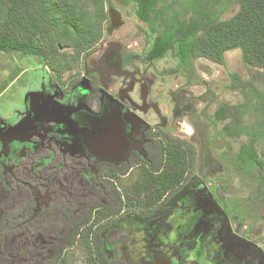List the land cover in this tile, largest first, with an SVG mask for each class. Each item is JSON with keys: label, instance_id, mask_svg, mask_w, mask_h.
<instances>
[{"label": "flooded vegetation", "instance_id": "obj_1", "mask_svg": "<svg viewBox=\"0 0 264 264\" xmlns=\"http://www.w3.org/2000/svg\"><path fill=\"white\" fill-rule=\"evenodd\" d=\"M118 1L147 51L102 34L0 115V221L39 238L65 227L60 240L88 229L107 264H264V70L232 102L191 83L189 41L239 0ZM167 53L175 67L156 69Z\"/></svg>", "mask_w": 264, "mask_h": 264}, {"label": "trees", "instance_id": "obj_2", "mask_svg": "<svg viewBox=\"0 0 264 264\" xmlns=\"http://www.w3.org/2000/svg\"><path fill=\"white\" fill-rule=\"evenodd\" d=\"M106 18L105 0H0V51L33 55L43 66L67 71L82 52L100 39ZM189 43L192 56L223 64L226 51L239 49L245 64L264 68V0H239L234 15L208 23ZM64 46L72 48V52L59 53ZM158 50L161 54L166 51ZM181 54L184 55L183 47ZM1 229L9 230V225L2 224ZM89 233L88 229L79 236L77 231L68 232V238L61 240L51 255L45 249L30 248L34 251L31 256L28 253L30 261L68 264L66 249L76 243L85 252L86 264H107L99 255V242ZM51 234L58 236L56 240L60 238L56 231ZM7 261L8 256L6 260L0 256V264H15Z\"/></svg>", "mask_w": 264, "mask_h": 264}, {"label": "rangeland", "instance_id": "obj_3", "mask_svg": "<svg viewBox=\"0 0 264 264\" xmlns=\"http://www.w3.org/2000/svg\"><path fill=\"white\" fill-rule=\"evenodd\" d=\"M109 2L114 6L120 5L118 0H105L106 9H108ZM238 5L237 3L232 4L222 14L221 19H227L234 15L238 9ZM118 7L119 11L123 12L125 16L122 26L115 29L111 35H107V32H104L106 29V21L102 24L103 36L107 38V43L121 42L124 44L126 42L127 44H135L137 42L138 47L142 48L143 52L147 51L148 46L145 45L144 34L137 29V26L140 24L136 21L133 14V5L127 4ZM137 50L139 51L138 48ZM61 52L70 54L72 48L64 46L63 49L59 50V53ZM85 54V52H82V57ZM141 55L143 56L142 52ZM173 56L174 54L167 53L163 59L154 61L153 65L156 69L175 67L177 61ZM80 64H82V60L79 63L70 65L67 71L58 72L48 65L43 66L40 64L38 57H34L33 55L0 51V115H7L12 108L20 107L22 105L23 94L28 90L45 87L48 81L53 79L51 77L55 74L61 75L69 71L73 72L77 67H80ZM193 66L197 75L195 78H191V83L201 84V88H196L195 93L210 90V98L213 97L212 93H215L218 98V103L222 100L232 102L237 95V98H240L245 85L250 82L252 76L259 77L258 74L264 70L261 67L256 68L245 64L239 49L226 51L224 53L223 64L199 57L193 61ZM171 79H173L172 82L176 81L173 76H170L160 81L157 85L167 90L171 86ZM235 84H238V88H236ZM218 103L214 102L213 105ZM6 208H8L7 210L10 208L8 198H0V219L4 218V210ZM3 222V220L0 221L1 224ZM256 226L259 227L257 223ZM261 227V234L264 236V225ZM64 229L65 227L63 230L59 229L57 231L59 236L65 234ZM25 230L26 228L23 230V228L14 227L13 230L9 228V230L2 229V232L0 231V256L2 260H6L8 256L9 261L15 264H35L36 262L33 259L30 261L31 253H34L30 248L45 249L46 253L51 255L56 247L60 246V242L63 241L60 240L58 243L59 239L56 240L58 236L53 239L51 234L54 233L53 230L42 231L40 238L36 235L30 236L29 231ZM27 247L29 248L28 250L23 249ZM66 253L68 254V264H86L85 252L76 243L73 247L67 248Z\"/></svg>", "mask_w": 264, "mask_h": 264}, {"label": "water", "instance_id": "obj_4", "mask_svg": "<svg viewBox=\"0 0 264 264\" xmlns=\"http://www.w3.org/2000/svg\"><path fill=\"white\" fill-rule=\"evenodd\" d=\"M109 12H119V11L116 8H111V9H109ZM119 24H120V22H116V25H119Z\"/></svg>", "mask_w": 264, "mask_h": 264}]
</instances>
